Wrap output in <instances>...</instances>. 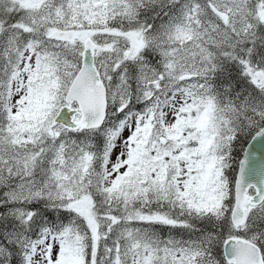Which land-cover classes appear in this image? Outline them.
I'll return each mask as SVG.
<instances>
[{"label": "snow or ice", "instance_id": "6c2138e0", "mask_svg": "<svg viewBox=\"0 0 264 264\" xmlns=\"http://www.w3.org/2000/svg\"><path fill=\"white\" fill-rule=\"evenodd\" d=\"M0 264H264V0H0Z\"/></svg>", "mask_w": 264, "mask_h": 264}]
</instances>
